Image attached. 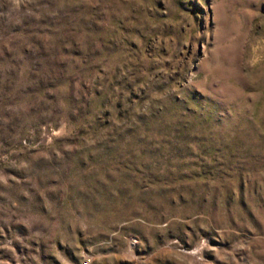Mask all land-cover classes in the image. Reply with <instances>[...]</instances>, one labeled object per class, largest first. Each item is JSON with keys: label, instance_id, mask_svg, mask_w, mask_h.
Wrapping results in <instances>:
<instances>
[{"label": "rangeland", "instance_id": "obj_1", "mask_svg": "<svg viewBox=\"0 0 264 264\" xmlns=\"http://www.w3.org/2000/svg\"><path fill=\"white\" fill-rule=\"evenodd\" d=\"M0 264H264V0H0Z\"/></svg>", "mask_w": 264, "mask_h": 264}]
</instances>
